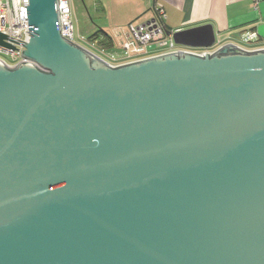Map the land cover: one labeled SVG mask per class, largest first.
Wrapping results in <instances>:
<instances>
[{"label":"water","instance_id":"obj_1","mask_svg":"<svg viewBox=\"0 0 264 264\" xmlns=\"http://www.w3.org/2000/svg\"><path fill=\"white\" fill-rule=\"evenodd\" d=\"M27 14L30 61L0 60V264H264V48L113 66L58 0Z\"/></svg>","mask_w":264,"mask_h":264},{"label":"crops","instance_id":"obj_2","mask_svg":"<svg viewBox=\"0 0 264 264\" xmlns=\"http://www.w3.org/2000/svg\"><path fill=\"white\" fill-rule=\"evenodd\" d=\"M97 22L95 32L106 41L108 50H122V32L130 23H146L157 17L156 7L166 14L168 31L212 24L216 44L212 49L234 43L247 49L264 46V0H83ZM73 6V5H72ZM74 13L75 9L73 7ZM97 28V29H95ZM107 32L109 37L103 34ZM252 36L256 40H248ZM85 38V37H84ZM91 42L93 40H90ZM202 50L204 48H195ZM105 48L104 54L109 52ZM124 56V53H123ZM122 58V57H121Z\"/></svg>","mask_w":264,"mask_h":264},{"label":"built area","instance_id":"obj_3","mask_svg":"<svg viewBox=\"0 0 264 264\" xmlns=\"http://www.w3.org/2000/svg\"><path fill=\"white\" fill-rule=\"evenodd\" d=\"M29 3L30 0H0V32L6 36L5 42L10 46H14V48H11L5 44H0V60L9 66H16L21 62L30 61L22 54L23 49H25V45L23 44L30 38L27 14V5H29ZM155 9L157 17L153 20L140 24L130 23L127 28L123 30L120 43L124 56L121 59H116L113 54H104L103 56L97 55L110 65L115 66L164 53L184 51L203 55L208 52L211 53L216 49L196 50L195 48L177 44L173 37V31L169 34L166 33L168 30L163 22L166 17L164 9L161 6H157ZM58 11L62 36L86 48L76 40L72 0H58ZM82 38L86 42L95 45L99 44L98 40H93L91 42L88 38ZM247 38L252 41L256 40L252 36ZM240 47L245 48L243 46ZM260 48H264V46Z\"/></svg>","mask_w":264,"mask_h":264},{"label":"rangeland","instance_id":"obj_4","mask_svg":"<svg viewBox=\"0 0 264 264\" xmlns=\"http://www.w3.org/2000/svg\"><path fill=\"white\" fill-rule=\"evenodd\" d=\"M72 5L75 9L74 13V23H75V34L76 40L78 43L82 44L92 52L104 55L103 49L105 48L107 51L108 48L104 47L101 44H93L83 40L82 37L88 38L90 35L95 33L94 28L92 25L97 27V22L92 18L91 14L89 13L88 4L83 0H72ZM97 29V28H95ZM198 50V49H196ZM113 54L116 59H121L123 57V51L121 50H113L108 53V55Z\"/></svg>","mask_w":264,"mask_h":264},{"label":"trees","instance_id":"obj_5","mask_svg":"<svg viewBox=\"0 0 264 264\" xmlns=\"http://www.w3.org/2000/svg\"><path fill=\"white\" fill-rule=\"evenodd\" d=\"M100 33H102L101 30H98L95 33H93L92 35H90V37H88V39L89 40H98L99 44H101L107 48L108 46L106 44V41L103 40L102 38H100V35H99ZM103 34L106 35V37L107 36L109 37V41H112V38L110 37V35L107 32H103Z\"/></svg>","mask_w":264,"mask_h":264}]
</instances>
